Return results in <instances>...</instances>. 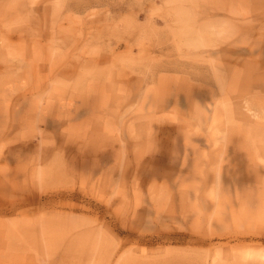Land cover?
<instances>
[{
    "label": "rangeland",
    "instance_id": "rangeland-1",
    "mask_svg": "<svg viewBox=\"0 0 264 264\" xmlns=\"http://www.w3.org/2000/svg\"><path fill=\"white\" fill-rule=\"evenodd\" d=\"M0 264H264V0H0Z\"/></svg>",
    "mask_w": 264,
    "mask_h": 264
}]
</instances>
